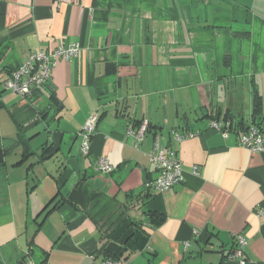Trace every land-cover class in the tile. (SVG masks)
I'll use <instances>...</instances> for the list:
<instances>
[{"label": "crops", "instance_id": "crops-1", "mask_svg": "<svg viewBox=\"0 0 264 264\" xmlns=\"http://www.w3.org/2000/svg\"><path fill=\"white\" fill-rule=\"evenodd\" d=\"M72 43L79 53L34 95L5 88L30 51ZM216 109L230 112L226 135L210 125ZM0 110V146H13L0 264H229L237 234L247 264H264V148L239 145L236 125L264 137V0H0ZM144 119L136 143L127 128ZM174 131L193 136L176 143ZM157 136L183 171L163 191L147 185Z\"/></svg>", "mask_w": 264, "mask_h": 264}, {"label": "built area", "instance_id": "built-area-1", "mask_svg": "<svg viewBox=\"0 0 264 264\" xmlns=\"http://www.w3.org/2000/svg\"><path fill=\"white\" fill-rule=\"evenodd\" d=\"M79 51L80 45L78 43H72L68 47L59 46L47 51H30L27 60L10 71L9 76L5 79V88L16 92L22 97L34 95L42 85L50 80L51 69L60 59L70 58L79 53ZM97 121L98 114H90L78 133L81 138L80 151L83 155L89 153V140L96 128ZM210 125L220 130L224 135L228 133V129L222 128V124L216 120H212ZM147 129L148 121L144 119L140 122L135 131L129 126L127 128V134L132 135L134 141L139 143L144 138ZM172 134V140L176 143L193 136L192 132L179 133L174 131ZM237 140L239 145H242L252 152H257L264 148V137L261 130L255 126L249 127L246 131L239 130L237 132ZM153 149L154 152L150 153L149 157L150 161L159 169V173L152 181H149L147 185L156 190L163 191L180 183L183 180V171L175 150L170 147L165 151L164 148L159 145L158 136L155 137ZM95 165L102 171L111 172L113 170V166L102 157L96 160ZM193 171H196V167H194ZM245 243L246 240L242 235H235V246L227 253L229 264H247L243 253ZM23 264L36 263L26 261ZM103 264L119 263L107 259Z\"/></svg>", "mask_w": 264, "mask_h": 264}, {"label": "trees", "instance_id": "trees-1", "mask_svg": "<svg viewBox=\"0 0 264 264\" xmlns=\"http://www.w3.org/2000/svg\"><path fill=\"white\" fill-rule=\"evenodd\" d=\"M260 100H261L260 94L255 90V92H253V108H254V111H257V109L259 110V104L261 103ZM220 113H221L220 110L216 109L215 113L211 114L209 116L213 120L223 122L224 124L222 125V128H228L229 129L230 127H232V123H231L232 121H231V118L229 117L230 116V112L225 111V113L223 114V117H222L223 119L219 118ZM240 121H241V119L238 122H236L237 127L239 126L244 131L248 130L249 127L243 126V124ZM255 127L260 129L259 126L255 125ZM29 146H30L29 144L28 145L25 144L24 151H23V154H22V156L24 158L27 155L31 154V150L29 149L30 148ZM12 147L13 146H7V147L0 146V167L4 165V156L11 150ZM19 162L20 161H18L17 163H19ZM106 249H108V248H106Z\"/></svg>", "mask_w": 264, "mask_h": 264}, {"label": "rangeland", "instance_id": "rangeland-1", "mask_svg": "<svg viewBox=\"0 0 264 264\" xmlns=\"http://www.w3.org/2000/svg\"><path fill=\"white\" fill-rule=\"evenodd\" d=\"M1 109H2V108H1ZM0 112L4 113V114L6 115L7 122H8L9 120H11V119H10V117H9V115L7 114V112H6V111L0 110ZM1 124H2V126H4V125H5V123H3V122H1Z\"/></svg>", "mask_w": 264, "mask_h": 264}]
</instances>
